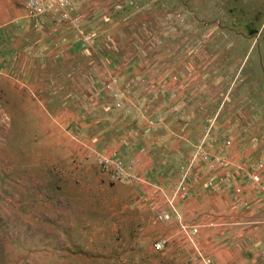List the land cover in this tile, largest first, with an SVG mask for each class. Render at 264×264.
I'll return each mask as SVG.
<instances>
[{
    "label": "rangeland",
    "instance_id": "374dc122",
    "mask_svg": "<svg viewBox=\"0 0 264 264\" xmlns=\"http://www.w3.org/2000/svg\"><path fill=\"white\" fill-rule=\"evenodd\" d=\"M24 3L0 0V264H264L247 183L264 168V0H73L61 69L37 53L25 69ZM201 143L227 161L194 165L177 198L194 245L161 213Z\"/></svg>",
    "mask_w": 264,
    "mask_h": 264
},
{
    "label": "built area",
    "instance_id": "2783aa9c",
    "mask_svg": "<svg viewBox=\"0 0 264 264\" xmlns=\"http://www.w3.org/2000/svg\"><path fill=\"white\" fill-rule=\"evenodd\" d=\"M24 7L26 14L30 17H39L46 14H54L56 16V22L59 24H65L66 26H73L79 20V16L75 11V4L73 0H25ZM122 103L118 102V106ZM227 161L226 154L223 150H217L216 152H211L201 143L196 146L192 155L191 162L184 170L183 176L176 184L169 196V204L171 209L163 211L161 213L162 218L171 219L175 221L180 228V230L186 235L190 242L196 245L197 236L200 232V227L198 224L188 223L183 219L182 215L177 209L178 197H184L190 192L189 189V175L193 171V166L199 162H205L208 167L213 168L219 164H224ZM119 170H121L120 165H118ZM247 183L254 186L258 191L264 192V168L259 167L249 176ZM241 190L238 189V194ZM167 244V239H158L155 242V247L159 250H163ZM210 260L207 259L206 264H209Z\"/></svg>",
    "mask_w": 264,
    "mask_h": 264
},
{
    "label": "crops",
    "instance_id": "0c3cea01",
    "mask_svg": "<svg viewBox=\"0 0 264 264\" xmlns=\"http://www.w3.org/2000/svg\"><path fill=\"white\" fill-rule=\"evenodd\" d=\"M92 4V3H91ZM87 4L85 7H83V11L85 12V19L91 20L96 17V11L99 8V4ZM16 18V24L17 26L14 27L18 33L19 38L17 39L19 43H24L23 46V54L26 59L25 61V69L27 66H29V61L27 60V57H35L30 56L28 54L35 53L39 54L37 56L38 58H35L36 64L39 67H44L47 64L53 69H61L64 67V63L62 61H59L58 59L61 58H67L66 60V67L69 66V60L72 61L75 55L72 51H69V42L76 41V39L79 38V35L81 32L78 30H69L59 28L58 23H56V16L54 14H46L35 18H29L22 16L20 13L17 14ZM100 20V19H98ZM41 27H40V26ZM8 29V31L11 32L12 29ZM40 38V39H39ZM9 40V37L7 36V33L5 36L2 37V42H6L4 45V48L9 47L7 41ZM57 40L61 41V43H65L60 50H52L50 42ZM45 41H48V44H42L45 43ZM29 42H35L34 45L28 44L27 48L25 47V44ZM65 46H68V49H63ZM38 47V49H36ZM63 50H66V52L63 53ZM59 54V55H58ZM31 59V58H30ZM69 59V60H68ZM5 60V59H4ZM39 67V68H40Z\"/></svg>",
    "mask_w": 264,
    "mask_h": 264
}]
</instances>
